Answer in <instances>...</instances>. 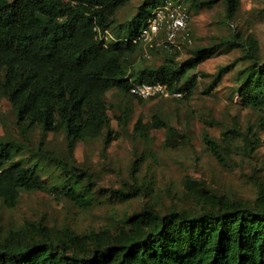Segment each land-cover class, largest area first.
Segmentation results:
<instances>
[{
	"label": "trees",
	"instance_id": "1",
	"mask_svg": "<svg viewBox=\"0 0 264 264\" xmlns=\"http://www.w3.org/2000/svg\"><path fill=\"white\" fill-rule=\"evenodd\" d=\"M128 1L0 0V88L18 124H37L42 134L63 131L71 153L76 141L95 138L102 131L110 139L112 129L105 101L110 89L129 94L131 82L146 81L164 83L185 98L192 94L197 81L194 69L208 56L201 47L176 63L177 50L162 46L165 54L161 64L127 71L125 56L142 46L129 38L137 35L149 10L160 3L142 0L129 25L112 32L117 9ZM184 1L190 11L223 1L226 18L232 16L238 3ZM96 28L109 30L122 39L103 46L96 38ZM221 43L245 49V58L250 62L235 90L246 106L262 108L264 60L256 54L257 41L252 36L243 39L232 31ZM234 64L220 66L216 77ZM151 127L166 128L164 143L169 147L182 142L183 135L158 117L150 123H134V129L143 135ZM239 137L254 146L251 135H243L234 126L221 132L222 144L207 133L204 141L220 159L221 149L233 148ZM14 155V145L0 138V199L7 207L16 205L21 192L45 188L37 164L26 165L14 160ZM65 176L64 194L80 207L89 206V188L80 185L74 174ZM124 222H137V227L108 242L97 240L90 247L87 240L95 233L79 235L69 229H64L56 241L0 237V264H264L262 185L258 186L253 205L215 196L212 206L194 212L171 209L160 214L143 207L125 216Z\"/></svg>",
	"mask_w": 264,
	"mask_h": 264
},
{
	"label": "rangeland",
	"instance_id": "2",
	"mask_svg": "<svg viewBox=\"0 0 264 264\" xmlns=\"http://www.w3.org/2000/svg\"><path fill=\"white\" fill-rule=\"evenodd\" d=\"M141 1L129 0L117 9L112 32L129 25ZM237 2L230 18L225 17L223 1L191 11L192 40L172 49L177 50L174 61H184L196 47L208 56L194 69L197 81L188 98L138 100L117 89L107 91L106 112L112 129L108 140L102 131L95 138L76 141L69 153L63 131L42 134L37 124H18L0 88V138L14 145V160L37 164L45 183L43 190L21 192L13 207L0 199V237L56 241L69 229L79 235L95 233L87 240L90 247L97 240L108 242L137 227V222L125 223L124 217L143 207L160 214L171 209L194 212L212 206L215 196L253 205L258 186L264 187V106L256 109L242 102L235 88L250 61L242 46L226 47L221 41L232 31L243 39L252 36L258 45L256 54L264 60V0ZM141 43L125 56L127 71L163 61L165 50L160 44ZM233 61L229 70L216 77L220 66ZM153 117L174 126L183 135L182 142L175 147L165 145V127H151L146 135L134 129L136 120L150 123ZM231 126L251 135L254 146L239 137L233 148L221 149L218 159L207 147L204 134L222 144L221 132ZM65 174H74L80 185L89 188V206L80 207L64 194Z\"/></svg>",
	"mask_w": 264,
	"mask_h": 264
},
{
	"label": "built area",
	"instance_id": "3",
	"mask_svg": "<svg viewBox=\"0 0 264 264\" xmlns=\"http://www.w3.org/2000/svg\"><path fill=\"white\" fill-rule=\"evenodd\" d=\"M191 21L192 13L184 0H160L158 5L149 10L137 35L129 39L132 42L143 41L150 46L160 44L168 50L180 49L192 40ZM96 38L103 46L122 39L114 36L109 30L101 31L99 28H96ZM128 92L141 99L182 95L179 91L170 90L164 83L146 81L131 82Z\"/></svg>",
	"mask_w": 264,
	"mask_h": 264
}]
</instances>
